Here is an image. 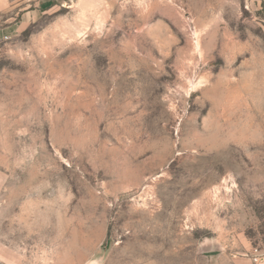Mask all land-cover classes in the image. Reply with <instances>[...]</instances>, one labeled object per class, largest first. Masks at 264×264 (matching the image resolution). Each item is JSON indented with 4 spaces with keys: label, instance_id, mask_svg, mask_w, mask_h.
<instances>
[{
    "label": "rangeland",
    "instance_id": "rangeland-1",
    "mask_svg": "<svg viewBox=\"0 0 264 264\" xmlns=\"http://www.w3.org/2000/svg\"><path fill=\"white\" fill-rule=\"evenodd\" d=\"M91 257L262 261L264 0H0V264Z\"/></svg>",
    "mask_w": 264,
    "mask_h": 264
},
{
    "label": "water",
    "instance_id": "water-1",
    "mask_svg": "<svg viewBox=\"0 0 264 264\" xmlns=\"http://www.w3.org/2000/svg\"><path fill=\"white\" fill-rule=\"evenodd\" d=\"M83 264H103L99 258L91 257L87 259Z\"/></svg>",
    "mask_w": 264,
    "mask_h": 264
},
{
    "label": "crops",
    "instance_id": "crops-1",
    "mask_svg": "<svg viewBox=\"0 0 264 264\" xmlns=\"http://www.w3.org/2000/svg\"><path fill=\"white\" fill-rule=\"evenodd\" d=\"M259 264H264V258L262 259V261Z\"/></svg>",
    "mask_w": 264,
    "mask_h": 264
},
{
    "label": "built area",
    "instance_id": "built-area-1",
    "mask_svg": "<svg viewBox=\"0 0 264 264\" xmlns=\"http://www.w3.org/2000/svg\"><path fill=\"white\" fill-rule=\"evenodd\" d=\"M257 260V259H256Z\"/></svg>",
    "mask_w": 264,
    "mask_h": 264
}]
</instances>
